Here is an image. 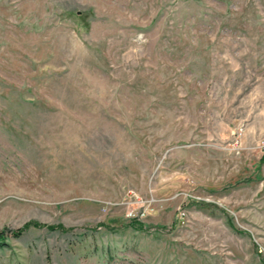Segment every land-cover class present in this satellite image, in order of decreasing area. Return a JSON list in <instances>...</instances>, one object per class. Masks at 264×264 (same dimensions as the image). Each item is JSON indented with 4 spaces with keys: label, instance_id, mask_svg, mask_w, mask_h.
Segmentation results:
<instances>
[{
    "label": "rangeland",
    "instance_id": "rangeland-1",
    "mask_svg": "<svg viewBox=\"0 0 264 264\" xmlns=\"http://www.w3.org/2000/svg\"><path fill=\"white\" fill-rule=\"evenodd\" d=\"M0 230V264H264V0H0Z\"/></svg>",
    "mask_w": 264,
    "mask_h": 264
},
{
    "label": "trees",
    "instance_id": "trees-1",
    "mask_svg": "<svg viewBox=\"0 0 264 264\" xmlns=\"http://www.w3.org/2000/svg\"><path fill=\"white\" fill-rule=\"evenodd\" d=\"M136 225H139L141 227L140 223H137ZM10 236H14L17 238L21 237V231H14L12 232V234H9ZM7 238H8V232L7 230H0V249L5 248L8 244H7Z\"/></svg>",
    "mask_w": 264,
    "mask_h": 264
}]
</instances>
